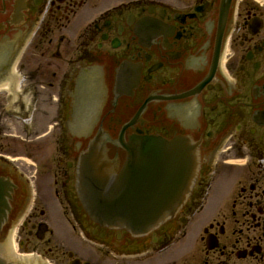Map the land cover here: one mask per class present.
I'll list each match as a JSON object with an SVG mask.
<instances>
[{"label": "flooded vegetation", "instance_id": "1", "mask_svg": "<svg viewBox=\"0 0 264 264\" xmlns=\"http://www.w3.org/2000/svg\"><path fill=\"white\" fill-rule=\"evenodd\" d=\"M136 136L196 164L141 233L96 223L77 181L95 140L117 174ZM0 178V252L264 264V0H0Z\"/></svg>", "mask_w": 264, "mask_h": 264}, {"label": "water", "instance_id": "2", "mask_svg": "<svg viewBox=\"0 0 264 264\" xmlns=\"http://www.w3.org/2000/svg\"><path fill=\"white\" fill-rule=\"evenodd\" d=\"M120 146L126 156L117 175L114 174L116 162L103 157L104 149L98 140L82 156L77 180L80 202L101 225L144 232L169 217L180 205L177 203L179 195L174 194L171 186L183 183L184 178L177 176L171 184V175L187 172H173L170 165L172 149L182 146L178 141L167 142L154 137H133ZM189 170L194 171L192 155ZM2 206L0 201V217ZM0 257L12 264L7 250L1 251ZM19 262L37 264L30 257H23Z\"/></svg>", "mask_w": 264, "mask_h": 264}, {"label": "rangeland", "instance_id": "3", "mask_svg": "<svg viewBox=\"0 0 264 264\" xmlns=\"http://www.w3.org/2000/svg\"><path fill=\"white\" fill-rule=\"evenodd\" d=\"M14 153H17V152H14ZM13 155V154H12Z\"/></svg>", "mask_w": 264, "mask_h": 264}]
</instances>
